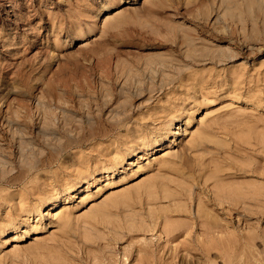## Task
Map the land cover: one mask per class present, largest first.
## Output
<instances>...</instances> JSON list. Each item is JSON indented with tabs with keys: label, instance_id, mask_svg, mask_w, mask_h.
<instances>
[{
	"label": "rangeland",
	"instance_id": "1",
	"mask_svg": "<svg viewBox=\"0 0 264 264\" xmlns=\"http://www.w3.org/2000/svg\"><path fill=\"white\" fill-rule=\"evenodd\" d=\"M18 2L31 28L18 53L24 59L6 58L7 71L0 72V264H98L100 258V264H140L148 242L155 252L167 243L160 254L178 247L176 264H264V218L225 223L244 237L227 247L221 241L210 254H203L205 237L197 241L201 248L187 250L197 244L194 234L167 242L158 227L138 223L148 225L150 213L177 218L180 207L187 218L196 212L207 193L202 175L213 173L205 170L210 158L258 161L257 152L243 158L232 146L246 139L249 150L264 148L255 141L264 139V0ZM177 116L179 129L161 141ZM155 140L163 151L146 152ZM216 159L209 170L219 166ZM227 162L223 171H234ZM75 184L79 191L69 195ZM146 186L157 193L170 188L179 200L161 201L154 191L149 198ZM48 195L62 196L60 204L49 209ZM21 201L37 213L20 216L14 207ZM94 210L102 217L93 219ZM61 211L70 216L65 225Z\"/></svg>",
	"mask_w": 264,
	"mask_h": 264
},
{
	"label": "bare ground",
	"instance_id": "2",
	"mask_svg": "<svg viewBox=\"0 0 264 264\" xmlns=\"http://www.w3.org/2000/svg\"><path fill=\"white\" fill-rule=\"evenodd\" d=\"M18 1L19 0H0V72H6L7 71L8 63L10 62V61H7V59L11 58L10 60H12L14 62L22 61L24 59L23 56L18 57V53L20 52L21 46H22V44L24 42V35L23 34L26 31H29V29L31 28V24H27V23H24L23 22V20L21 18V13H22V8L23 7L20 6V4H19ZM189 80H191V79H189ZM233 80H236V79H233ZM200 81H201V79H200ZM201 82H203V81H201ZM185 84H184V86H187ZM188 84H189V82H188ZM196 84H197V82H196ZM198 84H200V83H198ZM194 86H195V84H194ZM189 88L190 87L188 85V89ZM201 93H203V92H201ZM204 93L202 95H200V96L205 95ZM207 94H209V93H207ZM212 94H213V92H212ZM212 94L207 95V96L210 97ZM191 98H193V97H191ZM209 99H207V100H209ZM256 99H255V101H256ZM210 101H209V104L211 103ZM203 102L204 101L199 102L200 105H201V103L203 104ZM207 103L208 102H206V104ZM181 105H183V107H184V103L181 104ZM195 105H196V103H195ZM196 106H199V105H196ZM199 107H196V108H199ZM165 109L167 110V108H165ZM169 110H167V111H169ZM186 117L187 116H184L183 118H186ZM232 117L234 118V115ZM232 117H229V118H232ZM243 117H245V116H243ZM243 117H241V119H243ZM174 118H172L171 121L168 122V124H166V129L163 130L164 131V133H163L164 136L161 138V141L166 140L169 134H173L172 133V130L174 128L175 129H179L177 126H175L176 125L175 122H179L178 116H177V119H174ZM238 119H239V117H238ZM248 119L252 120L251 118H248ZM245 120H247V117H246ZM236 121H237V119H236ZM258 121H259V119H258ZM235 122H232V123H235ZM237 122H239V120ZM242 122H243V120H242ZM262 125H264V124L262 123ZM254 126L256 127L258 125H255V123H254ZM228 127H227V129H228ZM235 127L236 126H233L232 128H229L231 130V132H232V133L230 132L229 135H231V134L234 135L233 133L236 131V129L233 131V128H235ZM246 127H249V126H246ZM249 128L252 130L253 126H250ZM249 128H248V130H249ZM245 129L247 130V128H245ZM262 129H264V128L262 127ZM254 131L256 132V128L252 130V132H254ZM241 132H244L245 133V137H248L249 136L248 135L249 131H246L245 132L244 130H241ZM244 133H242V134L244 135ZM175 134H178V132H176ZM242 134H240V135H242ZM258 134L260 136V133H258ZM243 135H242V137H243ZM174 136H176V135H174ZM241 138H239V140H241ZM248 138H250V137H248ZM255 138H257V140H255V141L258 143V145L261 144L260 147L261 146L264 147V145H263L264 144V142H263L264 139L261 136L259 137L260 138L259 139L258 138V135L255 136ZM230 139H231V136H230ZM233 140L235 141L234 138L232 139V142H233ZM259 140H261L262 142L259 141ZM134 142L136 143V141H134ZM240 142H243L244 144L239 143L238 140H236L235 141V145H233V146L230 145V146L234 147V152H236V154L238 153L243 158H246V155L249 156V154H247V151L253 152V154H254V152L255 153L257 152L256 153L257 155L256 154H254V155L257 156L256 159L258 161H254L255 160L254 159L255 157L254 156H251L253 154H250L251 157H254V158H252V160L254 159L253 162L249 160V159H251V157L249 156L250 158L247 157L248 159H245V160L244 159H241L242 161L244 160V162L242 164H238L239 162L236 163V161H234V163H233V161H231V162L228 163L227 162L228 159L225 156H221L220 160L222 162H219L218 161L219 158H217V159L216 158H213V157L210 158L209 161L207 162V165L206 166L204 165V166H205V170L210 171L209 173H211V172H213V173L212 174H209L208 173L209 175H207V171H206L205 175H202V177L205 176V178H203L204 179L203 182H204V184L207 187V190H206L207 193L205 192L206 193L205 194L206 195L205 199L199 197L200 198V200H199V204L200 205L197 206L199 209H197L196 212L193 211V214L190 215V216H188V218L185 217L187 215L185 210H184V213H185L184 215H181L180 214L181 212H183V211H179V210H182L181 207H180V209L178 208L179 210L176 211L178 213L177 215H179V216L177 218H172V219H169V218L163 219V218H166V216L163 215V216L157 217L156 215H153L152 216V214L150 213L151 215L150 214L147 215L148 216V219H149L148 220L149 221V224L148 225L145 224L143 221H142V223L141 222H138V223H140L141 227H144V230H147V229H156L158 227V230H160L161 233H164L163 236L166 238V241L167 242H171V241L173 242L175 239H177V238L179 239L181 236H186V235H192V234H194L193 236H194L195 240L197 239L196 240V243H197V241L200 242V240H201L200 237H203V238L205 237L210 242H207L208 245L207 244L205 246L203 245L204 246V247H202L203 248V251L206 250V252H203V254L204 253L210 254V252L212 251V249L218 247V246L217 247H215V246L218 245L219 243H222L223 242L224 244H220V246L223 245V247H227V246H229V243L230 244L232 243V241H235L236 239L238 240V238L240 239L244 235L243 232L241 231V229H234L233 228L232 230H230V229H228L229 227H227V225H225V223L226 224H228V223L229 224H234V222L237 221L239 223L241 222V224H245V225L248 224L249 225V222L250 221H254V219H256V221H257V220H262L264 218V183L262 182V181H264V168H263V165H264V148H255L256 146L253 148V146L251 145L253 149H250L249 150V148H251V147H249V145H248L249 142L247 143L246 142V139L244 141L242 140ZM257 143H256V145H257ZM143 144H144V142H143ZM137 145H138V142H137ZM141 146L142 145H140V147ZM163 146L164 145L162 144V142L159 144V141L158 140H155L153 143L148 144L147 145V148L145 147L146 149H144V150H146V152L149 151V150H151V151L154 150V152H160V151H163V149H164ZM247 147H249V148H247ZM141 148L143 149L144 146L141 147ZM139 149L140 148L138 146H136L135 148H133V150H131L133 156L137 155V150H139ZM232 150H233V148H232ZM230 151L231 150H229V155L231 157V153L232 152L230 153ZM233 154H235V153H233ZM168 158L169 157H167V155L166 156H161L159 159H157V162L156 163L162 164L165 161H167ZM144 159H146V158H144ZM154 159H156V158H154ZM215 159L219 163V166H215L216 167V170H214L215 167L213 168V171L212 170H209L210 167H211V164H213V162L215 161ZM161 161H163V162H161ZM238 161H239V159H238ZM223 162H225V163L227 162L228 164H230V166L231 165H234L233 167H235V168L232 169L234 171L231 172V170H230V172H227L225 169L223 171V168L220 167L221 166V163H223ZM252 163L254 164V166H253ZM130 164L131 165H134L135 162H132L131 161ZM201 166L202 165L199 164V167H201ZM225 171L227 173H225ZM115 172H116V170H111L109 172L107 171V173L105 171V173L107 174L105 178L106 179H109L110 177H112V175H114ZM90 176L91 175H89V174L86 175V176H82V178L84 177L82 179L84 184L89 183L88 178ZM96 180L98 182V181L101 180V178L97 177ZM153 180H154L153 182H155V183L157 182V179H156V181H155V179H153ZM210 180H212V181H210ZM209 181H210V183H208ZM148 182H150V181H148ZM151 182H152V180H151ZM151 182H150V184H152ZM193 182L195 183L196 181H193ZM147 183L145 182V184H147ZM157 184H158V182H157ZM162 184H164V183H162ZM148 185H149V183L147 184V186ZM158 185H161V183L158 184ZM147 186H146V189L147 190L145 189V191L148 192L147 193L148 197L149 198H152L151 196L156 191L152 190L153 186L151 187V189H150V187L147 188ZM155 186H156V184H155ZM165 186H166V184H165ZM196 186H198V185H196ZM160 188L163 190L162 185H161ZM160 188H158V189L160 190ZM79 189H80V187H78V184H75V186L73 185L71 188L68 187V191H69L68 194L69 195H73V193L78 192ZM169 189L170 188L167 189V187H166L164 193L162 192L164 196H162V193H161L162 190H160L159 193L156 192L157 195L161 193V197L159 199H161V201H162V199H167V198L170 199V196L171 197L173 196L170 201H172V200L173 201L174 200L176 201L177 199L179 200V198H176L175 197L176 193L173 192L174 190L172 191V189L171 190H169ZM180 190H181V187H180ZM85 191H86V189H85ZM152 191H154V193ZM168 191H172L174 193V195H170V193ZM176 191H177V188H176ZM183 191H184V189H183ZM146 192H145V194H146ZM179 192L181 193V191H179ZM151 193H152V195H151ZM181 195L183 196V194H181ZM53 196H49V198L46 197L47 198L46 199L47 201L44 203L46 205H49V209H53L54 207H57L58 204H60V202L62 200V196H57V197H55V196L53 197ZM154 196H156V195H154ZM121 198L123 199L122 196H121ZM7 199H9V198H7ZM114 199H116V198H114ZM110 200L108 202V205L110 203ZM180 200H182V199H180ZM112 201L113 200H111V203H112ZM114 201H116V200H114ZM114 201H113V204L115 203ZM147 201H149V200L147 199ZM151 201L153 202L154 199L151 200ZM156 201H158V200H156ZM152 202H151V205H153ZM0 203L2 204V201ZM119 203L120 202L118 201V204ZM154 203H156V202H154ZM26 204L21 201V204L20 205H17L16 204V206L14 207V209L16 207L20 206V207H18V208H20V211L21 212L23 211L24 214H25V216L27 215L26 217H28V219H29V218H31V216H33L35 213H37L38 210H35V211L34 210H29V209H27L28 207L26 206ZM118 204L116 202L115 205H118ZM251 206L252 207L254 206L256 208L254 212L250 209ZM117 207H119V206H117ZM117 207L115 206L114 208H117ZM100 209L102 210V208H100ZM117 209H119V208H117ZM101 210H98L99 212L96 211V210H94L95 213L92 215V218L95 219V218H97L96 216H98V218L102 217V216L99 217V215H101V213H100ZM17 211H19V210H17ZM23 212H22V214H20V216L23 215ZM103 212L104 211L102 210V214H103ZM107 215H109V214H107ZM156 217H157V220H156ZM58 218L61 219L64 222V225H65V223H68V221L70 219V216L68 214L65 215L64 211H61L59 213V215H58ZM88 218L90 220V217L87 216V220H88ZM104 218H106V216ZM129 218H127V219L129 220ZM158 218H162L160 222L158 221ZM107 219H108V217H107ZM145 219H147V217ZM145 219H144V221H145ZM98 220H100V219H98ZM115 221H116V223L119 222V221H117V219ZM63 222H61V223L63 224ZM102 222H100V223H102ZM222 222H224V223H222ZM113 223H115V222H113ZM160 223H163L164 224L162 229H160ZM127 224H128V226H130L131 229H134V227L136 228V226H134V225H133L134 227L132 226L133 227L132 228L131 227V223H130V225H129V223H127ZM111 225H112V223H111ZM117 225L118 224H116V226ZM124 225H126V224H123V225L121 224V226H124ZM121 226L118 225V227H117L118 230H119V227H121ZM115 227L112 226V228H115ZM124 228H125V226H124ZM127 228H129V227H127ZM130 228L128 229V231L130 230ZM8 230H10V228H7L5 230L3 229V230H1V233H5ZM110 230H112V229H110ZM120 230H121V228H120ZM122 230L124 231L125 229H123V227H122ZM138 230L141 231L140 230V227H138ZM131 231H129V232H131ZM133 231H134L133 233H136L135 230H133ZM148 231H150V230H148ZM110 232H112V231H110ZM115 232H114V234L117 233V232L116 233ZM112 235H113V232H112ZM160 237H162V236H160ZM148 243H149V247H147V250H146V248H144L146 253H144L142 255V257H141V259L139 261L140 264H171L172 261H174V259L177 258V254L180 251V250L178 251V247L172 248V247L169 246L168 249L170 250L169 251L170 253L168 255H166V254H160L161 252H164V249L166 248L167 243L166 244L164 243L157 252H155L156 251L155 249H151V247H152L151 244L152 243L151 242H148ZM192 243H194V242H192ZM192 243L188 245L187 250L190 247L198 250V246H200V244L198 245V243L197 244H192ZM201 246L199 248H201ZM40 247H41V245H40ZM144 249H143V251H144ZM100 250H102V249L100 248ZM102 255H103L102 258H104V256H106L105 253H103ZM175 255H176V257H175ZM107 258L109 259L110 257H107ZM100 260H102V262H103V259L100 258ZM100 260H99V263L98 264H100ZM110 260H111V258L109 259V261ZM106 261H108V260H106ZM104 263H105V261H104ZM174 264H176V263H174Z\"/></svg>",
	"mask_w": 264,
	"mask_h": 264
}]
</instances>
